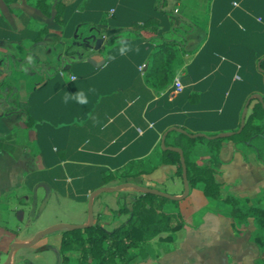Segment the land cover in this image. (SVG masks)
<instances>
[{"label": "crops", "instance_id": "1", "mask_svg": "<svg viewBox=\"0 0 264 264\" xmlns=\"http://www.w3.org/2000/svg\"><path fill=\"white\" fill-rule=\"evenodd\" d=\"M37 4L0 0V92L10 86L26 105L11 111L10 99L0 102V238L15 231L7 246L60 224L87 225L91 198L94 225L119 228L129 218L120 205L131 209L122 191H140L93 195L101 189L131 184L181 198L177 167L163 163L164 134L178 128L222 137L240 125L247 100L264 94V0H45L49 15ZM121 42L129 47L124 55ZM78 92L87 104L65 102ZM208 153L197 144L193 157ZM212 165L224 192L264 195V163L234 141H223ZM178 202L184 229L156 253L152 240L141 264H256L264 257L252 240L253 220L237 236L227 207L201 189ZM58 233L56 242L14 252L13 264H58Z\"/></svg>", "mask_w": 264, "mask_h": 264}, {"label": "trees", "instance_id": "2", "mask_svg": "<svg viewBox=\"0 0 264 264\" xmlns=\"http://www.w3.org/2000/svg\"><path fill=\"white\" fill-rule=\"evenodd\" d=\"M45 0H38V8L44 13L50 14L44 6ZM59 6H57L58 9ZM60 12L58 9L57 20L59 21ZM153 21V20H152ZM149 26V22L146 24ZM146 26V27H147ZM112 42H109L111 44ZM185 39L180 40V46L183 47ZM173 51L175 49L172 47ZM170 56V55H169ZM261 62V70L264 71V60ZM6 80L0 82L4 85ZM8 92H0V102L5 97L11 100L16 111L26 105L15 101L16 91L8 86ZM264 102V94L262 96ZM252 101L251 103H253ZM240 125L233 130L237 132ZM211 137L220 136V133L211 134ZM168 137H172V143L167 144L173 148H179L183 151L190 189L199 188L206 198L212 201L223 203L230 211L233 218V229L237 236L244 235L249 220L255 223V231L252 234V240L260 247L264 253V195L259 199L251 200L249 198H238L223 190V185L216 181V170L213 167L214 159L219 156L220 148L226 139L234 141L238 149L244 153L252 152L257 159L264 163V108L260 102H255L251 112L246 118L243 131L232 137H218L207 140L206 138L191 139L188 136L170 132ZM197 144H204L212 156L210 164L198 165L192 161L194 147ZM163 163L175 165L177 167L176 175L182 177V167L180 155L173 151L163 153ZM127 178L128 176H123ZM114 177L108 176L111 180ZM128 182V181H127ZM170 204L176 207V212H164L165 205ZM178 201H171L160 198L153 194H140L131 204V209L127 205H121L119 213L127 214L128 221L119 228L108 232L99 225L85 228L83 230L69 231L65 230L62 234L60 247L61 264H110V259H119L123 264H141L150 258V242L159 238L161 243H173L176 240V234L184 229L185 223L178 210ZM165 234V237H160ZM69 252H79V257L73 259L68 256ZM256 264H264V257Z\"/></svg>", "mask_w": 264, "mask_h": 264}, {"label": "water", "instance_id": "3", "mask_svg": "<svg viewBox=\"0 0 264 264\" xmlns=\"http://www.w3.org/2000/svg\"><path fill=\"white\" fill-rule=\"evenodd\" d=\"M263 60H264V58H263ZM260 66H261V62L258 65V68L261 71V67ZM263 73H264V71H263ZM255 99L258 100L262 104V106L264 108V102H263L262 96H260V95H252L247 100V103H246L245 108L243 110V113H242V116H241V122H240L239 130L237 132H230V133L223 134L222 137H226V138L227 137H232L233 135L240 134L243 131V129L245 127V123H246V117H247V112H248L249 105ZM174 131L175 132L177 131V132H179L181 134H184V135L188 136L191 139L206 138L207 140H212V139H216V138H218L220 136L211 137V136H207V135H204V134H188L186 131H184L182 129H178V128H171L170 130H168L164 134V136L162 138V147H163V149L176 152V153H178L180 155L181 167H182V179H183V184H184V194H183V196L181 198H176L174 196L168 195L165 192H162L160 190L150 189V188H146V187H138V186H134V185H131V184H122V185H120V186H118L116 188H112V189H101V190H98L97 192H94L93 195H95L96 193H103V192L116 193V192L124 190L126 188H135V189H138L143 194H153V195H156V196H158L160 198L168 199V200H171V201H178V200L187 198L189 196V193H190V185H189V182H188L187 166H186V159H185L184 153L179 148L166 147V145H165V140H166L167 135L170 132H174ZM88 214H89V223L87 225H85V226L60 224V225L48 228L47 230H45L43 232H40L39 234H37L35 236V238L33 239V241L30 244L14 243L10 247V251H9V254H8V257H7V261L5 262V264H11L12 263L13 254H14L15 251L26 249V248H29L31 246L36 245L38 240L40 238H42V237L51 235L53 233L63 232L65 230L76 231V230H83L85 228L94 226L95 214H94V210H93V206H92V198H91V200H90V202L88 204ZM58 264H61V259H59Z\"/></svg>", "mask_w": 264, "mask_h": 264}, {"label": "rangeland", "instance_id": "4", "mask_svg": "<svg viewBox=\"0 0 264 264\" xmlns=\"http://www.w3.org/2000/svg\"><path fill=\"white\" fill-rule=\"evenodd\" d=\"M210 160H212V156L210 155V153H208V156L207 155L206 156L205 155H200L199 157H196V158L193 157V155H192V161H194L195 163H197L200 166L201 165H208V164H210ZM122 192L124 194H128V195L125 196V198H126V200H129V205L130 206H131L132 202L137 198V195H140L142 193V192H137V191H122ZM162 192H164V191H162ZM166 194H168V193H166ZM122 205H127L126 201ZM14 207H17L18 208V207H20V204L15 203V206ZM176 210H177L176 207L173 206V205H170V204L165 205V207L163 208V211L164 212H169V213L176 212ZM10 218H11L10 219L11 229L17 231V228L16 227L18 226L19 222L17 221V219H16V217L14 215H12V217H10ZM11 232L15 235V231H11ZM12 233H5V235H7V237L5 239L0 238V264H2L5 256L8 257V254H9V251H10V247L14 244V243H12L11 245L7 246L9 244V240L11 238H13V234ZM58 236H59V233H53L51 235H48V236L44 237L42 239V241L38 242L34 246L36 248L37 247L39 248L41 246H44L47 243V241L54 242L53 239L56 242V240L59 238ZM164 236H166V235L165 234H162L160 237H164ZM30 243H28V244H30ZM160 244H161V242L159 241V238H156L154 240V243H152L151 246H150V251L152 253H156L155 246H159ZM3 248H5L4 251H3ZM19 251L20 250H17L15 252H19ZM79 255H80L79 252H72L71 255H70V257H72L73 259H77L79 257ZM6 261H7V259H6ZM110 262H111L110 264H123L122 261L119 260V259H117V258L116 259H110ZM11 264H13V262ZM97 264H99V263L97 262Z\"/></svg>", "mask_w": 264, "mask_h": 264}, {"label": "clouds", "instance_id": "5", "mask_svg": "<svg viewBox=\"0 0 264 264\" xmlns=\"http://www.w3.org/2000/svg\"><path fill=\"white\" fill-rule=\"evenodd\" d=\"M121 43H122V46L119 47V53L121 55H124L127 51H129V47L127 44L123 42ZM64 99L66 103L68 102L69 99L75 100L79 104H87L88 102L87 96L84 92H78L76 95L71 96V97L66 96Z\"/></svg>", "mask_w": 264, "mask_h": 264}, {"label": "built area", "instance_id": "6", "mask_svg": "<svg viewBox=\"0 0 264 264\" xmlns=\"http://www.w3.org/2000/svg\"><path fill=\"white\" fill-rule=\"evenodd\" d=\"M176 88L177 90L180 92L182 90V86L181 84L179 83V81H176Z\"/></svg>", "mask_w": 264, "mask_h": 264}]
</instances>
